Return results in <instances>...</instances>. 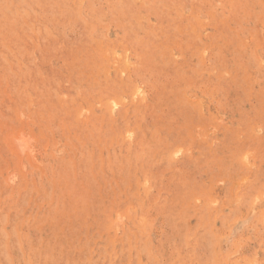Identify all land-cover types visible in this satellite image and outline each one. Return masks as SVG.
Instances as JSON below:
<instances>
[{"label":"rangeland","instance_id":"1","mask_svg":"<svg viewBox=\"0 0 264 264\" xmlns=\"http://www.w3.org/2000/svg\"><path fill=\"white\" fill-rule=\"evenodd\" d=\"M0 264H264V0H0Z\"/></svg>","mask_w":264,"mask_h":264}]
</instances>
